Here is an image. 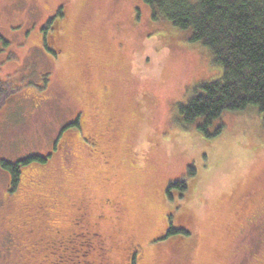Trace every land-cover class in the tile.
<instances>
[{
    "label": "rangeland",
    "instance_id": "rangeland-1",
    "mask_svg": "<svg viewBox=\"0 0 264 264\" xmlns=\"http://www.w3.org/2000/svg\"><path fill=\"white\" fill-rule=\"evenodd\" d=\"M0 36V264H264L263 116L177 120L223 78L189 30L143 0H0Z\"/></svg>",
    "mask_w": 264,
    "mask_h": 264
},
{
    "label": "trees",
    "instance_id": "trees-1",
    "mask_svg": "<svg viewBox=\"0 0 264 264\" xmlns=\"http://www.w3.org/2000/svg\"><path fill=\"white\" fill-rule=\"evenodd\" d=\"M143 1L151 6L155 20L189 30L190 39L207 46L214 61L223 67L221 80L199 83L193 97L179 104L177 120L181 124L187 127L199 123L198 128L210 135L209 127L222 114L250 106L257 107L264 120V0ZM220 131L217 129L215 134ZM26 162L2 161L5 169L13 171V185L19 180L20 165ZM170 187L184 192L189 184L181 180L171 182ZM131 264H137V256H133Z\"/></svg>",
    "mask_w": 264,
    "mask_h": 264
},
{
    "label": "flooded vegetation",
    "instance_id": "flooded-vegetation-1",
    "mask_svg": "<svg viewBox=\"0 0 264 264\" xmlns=\"http://www.w3.org/2000/svg\"><path fill=\"white\" fill-rule=\"evenodd\" d=\"M61 37H62V34L60 33V32H57L55 35H52V37H51V41H52V44H54L55 46H56V49H57V51H60L62 48H60V45H61ZM48 42H49V40H48ZM256 192H259V189L258 190H256ZM75 225L77 226V228L79 229V230H81V231H83L84 233H86V234H91L92 235V233H94V232H92L90 229H89V227L87 226V219H86V217L84 216V215H82L81 217H80V219H78L76 222H75ZM99 234V233H98ZM94 235H97V233H94ZM100 235V234H99ZM95 237V236H94ZM80 239H83V241L82 240H80ZM75 240H77V241H79L80 240V242H79V244L80 245H82V246H85V242H87V239H85V238H75ZM103 241V240H102ZM134 246H131V257H130V261H129V264H131V262H132V258H133V255L134 254H136L137 255V261H138V259H139V257H140V250H138V249H135V248H133ZM94 249H97V247L96 246H94ZM108 250V249H107ZM105 251H106V249H105ZM136 255H134V256H136ZM84 256H85V254H84ZM105 258V257H104ZM107 259H108V257L107 258H105V260L107 261ZM104 259H102V264H105L106 263V261H105ZM108 263V262H107ZM106 263V264H107Z\"/></svg>",
    "mask_w": 264,
    "mask_h": 264
}]
</instances>
